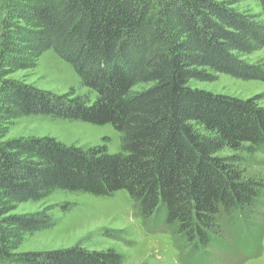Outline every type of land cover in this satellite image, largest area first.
I'll list each match as a JSON object with an SVG mask.
<instances>
[{
    "label": "trees",
    "instance_id": "trees-1",
    "mask_svg": "<svg viewBox=\"0 0 264 264\" xmlns=\"http://www.w3.org/2000/svg\"><path fill=\"white\" fill-rule=\"evenodd\" d=\"M257 1L264 11V0ZM35 2L25 13L32 22L27 56L52 49L94 99L89 92L54 95L12 83L0 102L22 115L110 124L120 149L110 153L105 142L83 148L52 137L6 141L0 217L7 201H38L55 190L99 197L124 190L142 217L161 220L197 252L218 243L222 222L264 207V183L246 170L249 158L264 152V107L188 83L216 74L264 81V66L241 58L264 47V21L213 0ZM28 57L10 63L25 69ZM139 84L147 87L134 90ZM3 222L25 234L54 224L44 211ZM8 236L0 228V264L11 257L20 264H123L112 248L79 244L12 256Z\"/></svg>",
    "mask_w": 264,
    "mask_h": 264
},
{
    "label": "rangeland",
    "instance_id": "rangeland-1",
    "mask_svg": "<svg viewBox=\"0 0 264 264\" xmlns=\"http://www.w3.org/2000/svg\"><path fill=\"white\" fill-rule=\"evenodd\" d=\"M213 1L251 16L255 21H264V11L257 0ZM35 3V0H0V94L12 83L54 95L89 92L80 84L74 68L52 49L37 57L27 56L31 43L27 33L32 22L25 13L28 6ZM14 57L18 62L28 57V67L23 69L11 64ZM241 58L250 64L264 66V47ZM188 83L195 90L242 101L253 99L258 106L264 107L262 80L241 81L227 74H216L211 81L191 79ZM146 87L139 84L134 90ZM90 97L94 99V93H90ZM32 137H52L65 145L83 148L105 142L110 153L120 149L119 133L110 124L97 126L85 121L22 115L0 102V146L10 139ZM228 153L225 150L222 155ZM246 165L247 174L264 183V152L249 158ZM5 204L9 209L0 217V228L9 234L7 247L12 256L79 244L90 250L112 248L124 256L123 264H264V207L240 221L222 222L224 233L217 238L218 243L206 251L193 252L182 236L174 234L161 220L155 222L152 217H142L124 190L104 197L55 190L42 200L7 201ZM41 211L46 212L54 224L34 234L21 233L3 222L7 216H28ZM11 259L1 264H20Z\"/></svg>",
    "mask_w": 264,
    "mask_h": 264
}]
</instances>
